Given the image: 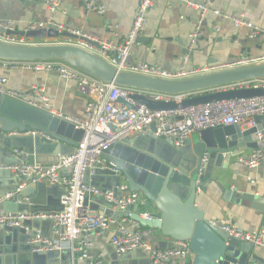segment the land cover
I'll list each match as a JSON object with an SVG mask.
<instances>
[{"label": "built area", "instance_id": "obj_1", "mask_svg": "<svg viewBox=\"0 0 264 264\" xmlns=\"http://www.w3.org/2000/svg\"><path fill=\"white\" fill-rule=\"evenodd\" d=\"M50 12V18L43 22H30L23 28V32L39 28L56 27L59 32H69L79 38L60 37L53 40L42 39L39 43L57 42L78 45L103 57L121 71L142 74L165 79H179L200 75L232 67L264 62V55L241 56L226 63H216L197 67H188L186 58L181 67L168 70L146 61L131 62L130 55L134 45L140 43V38L146 31L148 12L158 0H140L133 25L124 40L119 43L111 39H92L88 43L81 30L68 29L55 20L58 9L63 0H43ZM192 9L199 12L195 30L191 33V44L196 43L202 34V26L209 13L218 15L222 20H231L237 27L247 28L249 37L255 38L264 34V27L248 21L242 16L222 13L215 9L212 0L196 2L181 0ZM87 14L96 12L103 14L105 5L100 0H84ZM19 31L16 21H0V40L14 44L37 43L36 39H29L25 35L15 33ZM91 40V39H89ZM94 43L96 45H94ZM0 69H21L33 73L53 72L65 80H73L78 89L88 95L85 115L82 119L62 117L72 121L77 128L83 130L82 139L75 145L73 152L60 156L58 162L37 163L26 148L14 147L12 155L18 159L13 163H0V170L10 171L20 178L18 187L0 198V204L15 194H18L30 183L46 182L57 185L63 193L60 195V209L56 210H25L0 211V226H11L36 232L30 243L38 244L33 251L69 252L72 262L77 259L87 264H102V257L91 252L94 233L111 232L110 245L119 255L132 252L135 249L143 251L153 264H191L193 251L189 241L172 240L165 247H159L152 241L155 229L142 226L138 221L128 216L108 214L125 213L134 206H138L137 213L147 220L153 219L156 210H150V200L141 191H130L127 182L119 186L103 187L97 183L101 176L111 173L121 174L116 164L110 162L104 150L110 145L122 143L124 139L143 133L156 122L154 134L163 139L172 140L175 147H182L185 141L203 129L218 126L240 125L255 126L256 116H264V95L250 98H236L229 100H215L188 107L179 106L171 110H153L144 105L134 103L130 95L135 92L150 95L155 100L176 101L180 103L196 93L168 94L157 91H146L122 87L96 79L64 62L56 60L44 61H12L0 59ZM7 78L0 77V92L15 99L24 101L34 107H47L49 99L42 87L33 85L24 91L8 90L5 88ZM243 88H264V80H252L236 83L227 87H219L211 91ZM204 93V92H201ZM126 102L134 105L128 107ZM42 135L52 139L42 130L16 131L10 135ZM32 157V158H31ZM206 158L204 157L198 180L205 173ZM264 162V149H255L250 154H240L236 164L249 169L257 168ZM254 182L252 177L248 178ZM201 188L198 187V191ZM118 190L121 192L118 193ZM86 199L88 201L86 202ZM21 201H17L20 203ZM35 220L50 221V235L46 237L40 227H34ZM215 227L234 237L254 246L264 248V228L244 230L234 223L210 221Z\"/></svg>", "mask_w": 264, "mask_h": 264}, {"label": "water", "instance_id": "obj_2", "mask_svg": "<svg viewBox=\"0 0 264 264\" xmlns=\"http://www.w3.org/2000/svg\"><path fill=\"white\" fill-rule=\"evenodd\" d=\"M15 33L25 35L29 39L79 38L66 31L59 32L56 27ZM82 39L92 43L85 37ZM0 59L56 60L103 82L122 87L168 94L199 93L180 103L155 100L150 95L140 92L130 95L134 103L153 110H171L179 106L188 107L215 100L264 95V88L211 91L244 81L264 80V62L179 79H165L121 71L103 57L78 45L57 42L14 44L1 40ZM119 101L134 108L132 103L122 98ZM255 121V126L246 128L228 125L203 129L198 132L197 141L191 137L179 148L174 146L172 140L157 137L154 134L156 122H153L143 133L126 138L122 143L110 145L104 150L105 157L117 165L121 174L111 173L108 176H101L100 180L105 182L109 180L114 182L115 186H119L124 179L130 191L143 192L156 205L159 212L153 213L152 220L140 216L137 213L138 206L125 213H112L110 209L107 213L118 217L128 216L142 226L160 229L173 240L189 241L194 253L192 264H261L264 260L253 253L254 245L230 237L226 232L213 226L204 211L196 205L197 189L205 184L207 166H211L212 163L220 166L227 155L235 153L241 147L264 149V116H256ZM31 130H42L52 139L32 134L10 135L16 131ZM82 137L83 130L77 128L72 121L46 108L34 107L0 92V153H6L8 156L1 163H13L18 160L11 153L14 147L26 148L34 154L33 159L37 163L58 162L61 155L73 152ZM48 153L50 155H46ZM204 157L207 159L205 173L198 180ZM3 175L12 177L14 186L6 192H1L0 198L7 192L15 190L21 181L10 171L0 170V177ZM101 185L108 186L106 183ZM55 190L58 197L63 193L57 185H48L46 182L30 183L1 204L5 205V211L32 210L31 207L35 208L44 203L38 200L39 197L54 198L52 195ZM120 192L118 190V193ZM24 199L28 201L23 203ZM248 199L255 202L252 195H248ZM259 208L264 210V207ZM32 224L34 227L39 225L47 227L44 235L49 237L50 221L35 220ZM35 234L36 232L21 228L0 226V264H57L53 260L60 258L61 253L33 251V248L38 246L30 243ZM11 241L20 242V245L14 248ZM132 252L117 256L126 261ZM68 256L67 259L72 258L70 253Z\"/></svg>", "mask_w": 264, "mask_h": 264}, {"label": "crops", "instance_id": "obj_3", "mask_svg": "<svg viewBox=\"0 0 264 264\" xmlns=\"http://www.w3.org/2000/svg\"><path fill=\"white\" fill-rule=\"evenodd\" d=\"M192 1L201 3L206 0ZM100 2L106 8L103 14L96 12L87 14L84 0H63L55 20L68 29L81 30L87 39H91L90 41L111 39L119 43L126 38L133 25L140 0H100ZM212 5L222 13L242 16L264 27V0H212ZM49 18L50 12L43 0H0V21H16L19 31L30 22H43ZM198 18L199 12L181 0H158L148 12L146 31L140 38V43L133 46L130 61H146L176 71L186 58L187 66L191 68L226 63L241 56L264 55V34L255 38L249 37L247 28L237 27L231 20H222L213 13L206 16L201 36L196 43L191 44V33L196 28ZM41 40L35 41L39 43ZM0 77L7 78L5 88L8 90L24 91L33 85L42 87L49 99V105L44 108L55 114L74 119H82L85 115L86 104L90 97L82 93L73 80L62 79L53 72L33 73L21 69H0ZM243 127L248 126L243 125ZM191 137L195 138V133ZM253 150L255 149L241 147L235 153L227 155L220 166L214 163L207 166L205 184L197 191L196 205L204 211L209 221L234 223L244 230L264 228V210L259 208L264 207L262 206L264 162L255 169L239 167L236 164L240 154H250ZM7 157L6 153H0V163ZM249 177H252L254 182H250ZM97 179V183L115 186L112 181ZM123 181L126 182L124 179ZM13 186L12 177L6 175L0 177V193L12 189ZM53 193L54 198L39 197L38 200L44 203L30 209H59L60 196H57L56 190ZM248 195H252L255 202L250 201ZM27 201L24 199L23 203ZM4 208L5 205L0 204V211L5 210ZM149 209L159 212L151 201ZM40 228L43 233L47 231V227ZM110 237V231L94 233L91 236V252L101 255L102 264H153L139 249L133 251L129 259L123 261L110 245ZM172 240L160 229H155L152 236L155 245L162 248L169 245ZM10 243L14 248L20 245V242ZM253 253L264 260L263 247L255 246ZM68 255L69 252H61L60 258L53 261L57 264H87L81 259L73 263L72 259H67ZM193 260L194 253L191 264ZM263 262L261 261V264H264Z\"/></svg>", "mask_w": 264, "mask_h": 264}, {"label": "rangeland", "instance_id": "obj_4", "mask_svg": "<svg viewBox=\"0 0 264 264\" xmlns=\"http://www.w3.org/2000/svg\"><path fill=\"white\" fill-rule=\"evenodd\" d=\"M195 136H196L195 138L197 139V138H198V136H197V134H196V133H195ZM219 231H220V230H219ZM220 232H221V231H220ZM53 262H54V261H53ZM55 263H56V261H55Z\"/></svg>", "mask_w": 264, "mask_h": 264}]
</instances>
